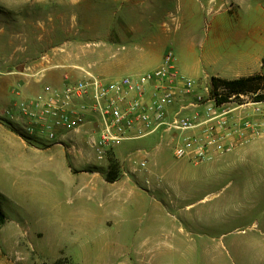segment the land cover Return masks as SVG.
Segmentation results:
<instances>
[{
    "label": "rangeland",
    "instance_id": "374dc122",
    "mask_svg": "<svg viewBox=\"0 0 264 264\" xmlns=\"http://www.w3.org/2000/svg\"><path fill=\"white\" fill-rule=\"evenodd\" d=\"M207 1L0 0V264H264V102L253 95L219 106L247 140L197 166L156 136L98 161L81 143L23 138L3 115L51 86L47 73L121 78L168 52L180 67L204 61ZM235 1L225 11L247 19L262 0ZM185 68L206 103L225 93L212 79L231 81Z\"/></svg>",
    "mask_w": 264,
    "mask_h": 264
},
{
    "label": "built area",
    "instance_id": "2783aa9c",
    "mask_svg": "<svg viewBox=\"0 0 264 264\" xmlns=\"http://www.w3.org/2000/svg\"><path fill=\"white\" fill-rule=\"evenodd\" d=\"M81 73L59 88L46 85L37 95L15 98L3 115L23 138L61 147L81 143L98 161L124 142L156 136L175 160L197 166L247 140L246 129L231 123L227 110L196 92L171 52L143 74L105 79ZM138 169L146 171V159Z\"/></svg>",
    "mask_w": 264,
    "mask_h": 264
},
{
    "label": "crops",
    "instance_id": "0c3cea01",
    "mask_svg": "<svg viewBox=\"0 0 264 264\" xmlns=\"http://www.w3.org/2000/svg\"><path fill=\"white\" fill-rule=\"evenodd\" d=\"M215 3V0H208V7L206 6L204 61L181 62L183 68L177 64L179 71L187 77L191 76L190 70L188 71L186 68L184 70V67L190 66L192 70L198 73L228 75V80L246 78L258 73L262 65L261 60L264 58V0L261 1L263 4H258V8L254 9L247 19L240 18V15L229 17L226 7L232 3L236 4V1L220 0L218 6L212 8ZM223 8L224 10H222ZM210 18H212V21H209ZM239 40H242L241 46H239ZM228 46L232 49L231 51L227 49ZM179 62L176 61V63ZM160 64L161 61L158 62L155 68ZM81 70L97 76L90 69L80 68V73ZM135 74H140V72ZM63 77L64 73H61V71L51 72L47 73L46 81L52 87L59 88L67 80L63 81ZM36 91H39V89L35 88L33 92ZM53 148H57V145H54ZM80 157H82L81 154ZM59 166H61L60 163Z\"/></svg>",
    "mask_w": 264,
    "mask_h": 264
},
{
    "label": "trees",
    "instance_id": "16d2710c",
    "mask_svg": "<svg viewBox=\"0 0 264 264\" xmlns=\"http://www.w3.org/2000/svg\"><path fill=\"white\" fill-rule=\"evenodd\" d=\"M217 84H221L225 91L224 94L217 95L218 98L215 99L217 106H222L229 102L231 97L237 98L249 94L253 95L252 100L254 103L264 102V75H254L231 81H217L216 79H212L214 92L217 91ZM55 264H61V262L58 261Z\"/></svg>",
    "mask_w": 264,
    "mask_h": 264
}]
</instances>
